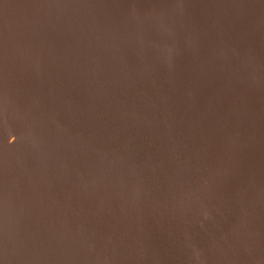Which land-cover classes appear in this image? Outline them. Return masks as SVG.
I'll return each mask as SVG.
<instances>
[{
	"label": "water",
	"instance_id": "obj_1",
	"mask_svg": "<svg viewBox=\"0 0 264 264\" xmlns=\"http://www.w3.org/2000/svg\"><path fill=\"white\" fill-rule=\"evenodd\" d=\"M0 264H264V0H0Z\"/></svg>",
	"mask_w": 264,
	"mask_h": 264
}]
</instances>
